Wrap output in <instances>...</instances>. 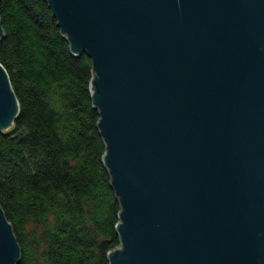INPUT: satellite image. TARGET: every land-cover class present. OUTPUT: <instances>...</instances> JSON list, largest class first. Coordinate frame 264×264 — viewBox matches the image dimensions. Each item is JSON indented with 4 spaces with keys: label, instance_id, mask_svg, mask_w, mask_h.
<instances>
[{
    "label": "water",
    "instance_id": "water-1",
    "mask_svg": "<svg viewBox=\"0 0 264 264\" xmlns=\"http://www.w3.org/2000/svg\"><path fill=\"white\" fill-rule=\"evenodd\" d=\"M47 1L93 62L110 264H264V0ZM19 111L0 63V131ZM21 255L0 202V264Z\"/></svg>",
    "mask_w": 264,
    "mask_h": 264
},
{
    "label": "trees",
    "instance_id": "trees-1",
    "mask_svg": "<svg viewBox=\"0 0 264 264\" xmlns=\"http://www.w3.org/2000/svg\"><path fill=\"white\" fill-rule=\"evenodd\" d=\"M0 63L20 102L0 131V202L18 264H110L121 209L104 163L93 62L73 53L47 0H0Z\"/></svg>",
    "mask_w": 264,
    "mask_h": 264
},
{
    "label": "rangeland",
    "instance_id": "rangeland-1",
    "mask_svg": "<svg viewBox=\"0 0 264 264\" xmlns=\"http://www.w3.org/2000/svg\"><path fill=\"white\" fill-rule=\"evenodd\" d=\"M51 9V8H50ZM52 11V10H51ZM57 23H58V21H57Z\"/></svg>",
    "mask_w": 264,
    "mask_h": 264
}]
</instances>
